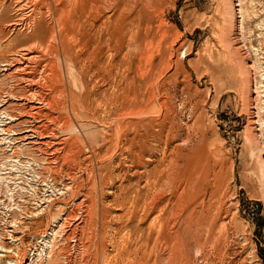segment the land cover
<instances>
[{
    "label": "rangeland",
    "instance_id": "1",
    "mask_svg": "<svg viewBox=\"0 0 264 264\" xmlns=\"http://www.w3.org/2000/svg\"><path fill=\"white\" fill-rule=\"evenodd\" d=\"M237 2L0 0V264H264V0Z\"/></svg>",
    "mask_w": 264,
    "mask_h": 264
},
{
    "label": "bare ground",
    "instance_id": "2",
    "mask_svg": "<svg viewBox=\"0 0 264 264\" xmlns=\"http://www.w3.org/2000/svg\"><path fill=\"white\" fill-rule=\"evenodd\" d=\"M236 7H240L239 9H236ZM244 8V5H243V2H242V0H238V2L237 3H234V5H233V7H232V10H233V17L235 18V16H236V13H237V10L240 12V14H241V24L243 23V21H244V17H245V10L243 9ZM238 16V15H237ZM238 25V24H237ZM58 30V29H57ZM67 32V31H66ZM65 32V33H66ZM108 33V32H107ZM226 34H228V40L227 41H230V35L232 34V35H237V33H235V32H232V28L230 27L228 30H227V32H226ZM109 35L111 36L112 35V32L111 31H109V33H108V39H107V46H108V48H110L111 47V43H110V40H109ZM59 36V35H58ZM237 39H238V36H237ZM236 39V40H237ZM106 41V40H105ZM231 45H233V44H231ZM41 46V45H40ZM43 48V47H42ZM230 48V47H229ZM240 49H241V47L240 46H238V47H236L235 48V51H239L240 52ZM42 50H44V49H42ZM64 50V49H63ZM232 52V51H231ZM99 53H100V49H98V51H97V53H95L96 54V56L97 57H99L98 55H99ZM234 54V53H233ZM35 56V55H34ZM69 56V55H68ZM236 56V55H235ZM70 57V56H69ZM232 58V57H231ZM233 59V58H232ZM231 59V60H232ZM235 59V58H234ZM238 62V61H237ZM237 62H234L235 64L237 63ZM243 62V61H242ZM238 64V63H237ZM236 64V65H237ZM248 64V63H247ZM96 65L97 66H99V64L97 63V61H96ZM252 65L251 66H249L248 65V68H247V70H248V72H250V73H252ZM252 83H253V78H252V75L249 77V79H248V85H249V88H250V92L252 91ZM67 99V98H66ZM254 100V99H253ZM259 122V121H258ZM255 124H256V121H255V119L254 118H251L250 120H249V129L251 130V131H254V132H252L254 135L256 134V132H255ZM13 240H15V238L12 236L11 237ZM17 239V238H16ZM102 245V244H101ZM0 251H2V252H10L11 251V249L10 248H8V247H6V246H4V245H0ZM0 256H3V254H1ZM10 259H12V258H10ZM12 261H10V263H11Z\"/></svg>",
    "mask_w": 264,
    "mask_h": 264
}]
</instances>
